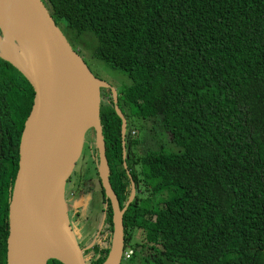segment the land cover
Returning <instances> with one entry per match:
<instances>
[{
  "label": "trees",
  "instance_id": "1",
  "mask_svg": "<svg viewBox=\"0 0 264 264\" xmlns=\"http://www.w3.org/2000/svg\"><path fill=\"white\" fill-rule=\"evenodd\" d=\"M44 2L71 46L93 43V59L130 77L119 94L129 126L135 110L144 122L161 119L180 148L132 158L126 169L124 124L109 90L114 109H102V122L120 203L129 200V171L151 192L125 222V252L134 251L128 264L148 263L150 252L159 253L151 264H264V0ZM34 97L0 56V264H7L9 206ZM95 148L93 131L84 152L99 154ZM158 193L166 195L161 207L152 198ZM109 225L106 246L84 254L89 264L107 261L113 213Z\"/></svg>",
  "mask_w": 264,
  "mask_h": 264
},
{
  "label": "water",
  "instance_id": "2",
  "mask_svg": "<svg viewBox=\"0 0 264 264\" xmlns=\"http://www.w3.org/2000/svg\"><path fill=\"white\" fill-rule=\"evenodd\" d=\"M0 9L29 16L38 29L32 33L42 40V53L33 70L4 58L0 50L1 58L24 75L35 93L21 139L19 170L9 206L7 264H24L25 247L34 242H39L50 255L47 264L50 260L61 264H87L84 253L95 246L106 221L96 240L82 249L68 220L66 184L82 157L90 131L95 132L100 178L115 211V235L104 264H123L125 216L134 203L135 183L129 171L134 191L123 211L112 184L102 122V91L112 90L116 112L124 124V160L128 169L129 123L120 109L118 91L97 78L74 51L44 0H0ZM61 118L63 123L57 124Z\"/></svg>",
  "mask_w": 264,
  "mask_h": 264
},
{
  "label": "rangeland",
  "instance_id": "3",
  "mask_svg": "<svg viewBox=\"0 0 264 264\" xmlns=\"http://www.w3.org/2000/svg\"><path fill=\"white\" fill-rule=\"evenodd\" d=\"M1 36L3 37V33ZM90 41L95 42L93 39ZM71 43L74 51L80 55L92 73L100 80L109 83L118 91V94H120L124 88L132 85L133 82L127 74L110 68L100 60L93 59L94 53H96L93 48V43L85 44L82 41H72ZM105 97L106 101L102 109L105 108V110L113 111L114 107L112 105V100L110 99L109 91L105 93ZM138 115V111H133V117L130 121L131 125L128 129L130 141L127 142V144L129 143L127 146V161L131 168H133L132 158H146L148 155L160 151L170 154L180 151V148L172 142L171 136L165 131V129L162 128L161 119L155 122H144L143 120H139ZM92 132L93 131H90L87 134L84 147H86L87 140L90 137L92 138ZM133 132H135L137 135L132 136ZM131 138L132 141L137 142L136 147L135 145L131 144ZM84 151L85 149H83V152ZM93 151L95 150H92L91 152L88 151V153L84 152V155H82L79 163L77 164V169L74 174V179H77L79 182H81L78 184L79 191L81 192V195L78 196L80 197L68 198V207L72 210L77 207V209L74 211V215H76L77 211L80 213V217L76 220V222L72 218V225L77 236V240L83 247H89L92 244L95 237L97 236V226L100 227V224L95 226V221L98 219V217H101L98 215V213H100L98 210H100L101 204L97 203L101 197V193L97 191V187H99V179H97L96 171L97 165H99V154H95ZM91 189H93V191L95 189V193L91 194ZM163 198H166L165 194H163ZM108 235L109 233L107 236ZM138 241H142L140 234H136L134 238V242ZM99 242H101L103 246H106V243H104L103 240ZM140 254L144 256V254ZM158 254L159 253L157 252H150V254H148L149 261L148 263L146 262V264H151L152 261L159 256ZM89 257H85L87 264H89ZM166 261L168 264L173 263L168 260ZM128 262L129 261L125 260L123 264H128ZM143 264H145V262H143Z\"/></svg>",
  "mask_w": 264,
  "mask_h": 264
},
{
  "label": "bare ground",
  "instance_id": "4",
  "mask_svg": "<svg viewBox=\"0 0 264 264\" xmlns=\"http://www.w3.org/2000/svg\"><path fill=\"white\" fill-rule=\"evenodd\" d=\"M0 27L3 31V37L0 36L3 57L33 70L42 53V40L32 33L38 31L34 21L23 13L0 9ZM62 123L63 118L57 122ZM40 245L34 242L25 247L24 264H47L50 255Z\"/></svg>",
  "mask_w": 264,
  "mask_h": 264
},
{
  "label": "flooded vegetation",
  "instance_id": "5",
  "mask_svg": "<svg viewBox=\"0 0 264 264\" xmlns=\"http://www.w3.org/2000/svg\"><path fill=\"white\" fill-rule=\"evenodd\" d=\"M108 91L109 90H103L102 91L103 105H104V103L106 101L105 93L108 92ZM82 155H84V154H82ZM141 158H143V157H141ZM76 167H77V165H76ZM76 167H75V170H74L72 176L69 177L68 182L66 184V203H67V208H68V220H69V223H71L72 229H74L73 228V225H72V218L76 222V220L79 219V217H80V213H78L77 210H76L77 211L76 212V215H74V211H75V209H77V207H75V209H73V210L68 207V198L69 197H71V198L77 197L78 198V197H80L78 195H81V192L79 191V186H78V184H80L81 182H79L77 179H74V174H75L76 169H77ZM99 167H100V158H99V165H97V168H96V170H97V179H99V187H97V191H99L101 193L100 200H98V202H97V203H100L101 204V208H100V210H98V211H100V213H98V215H100L101 217H98V219L95 221V226L97 224H100V227L97 226V236H98V234H100V231H101V229H102L105 221H106V224H105V227H104V229L102 231L101 236H99V239H98L97 243L99 241H101V240H103V242H104L105 235L107 234L108 229H110L109 221H110V218H111L112 213H113V222H114V225H115V211H114V206H113L112 202L108 200V197H107V194H106V190H105V188L103 186V182H102V180L100 178ZM136 169H137L136 170V173H138L140 171L139 170V167H136ZM112 184H113V187H114L116 193L118 194L117 189H116V186L114 185L113 182H112ZM135 190H136V193H135V197H134V203L130 207L129 211L126 213L125 222H126L127 216L129 215L131 209H133V206H139V205L143 204V202L145 200H148V198H151L150 197L151 196V192L148 191L147 189H144L142 187V184H141L140 181H139L138 185L135 184ZM133 191H134L133 183H131V187H129V192H130L129 200L125 204V206H122L121 205V208H122L123 211L126 209L128 203L130 202L131 197L133 195ZM67 193H68V195H67ZM93 193H95V189H94V191H93V189H91V194H93ZM152 198H153L154 201H158L159 202V206L161 207L162 200H163V195L161 193H158V194H155ZM145 220L148 221V222L149 221L154 222L156 220V217H155V215H153L151 213H146ZM73 232H74V230H73ZM74 234H75V232H74ZM114 235H115V232H114ZM75 236H76V234H75ZM97 236L95 237L94 241L96 240ZM76 238H77V236H76ZM113 239H114V237H113ZM80 246H81V244H80ZM81 248L82 249H86L88 247L87 246H84V247L81 246Z\"/></svg>",
  "mask_w": 264,
  "mask_h": 264
},
{
  "label": "built area",
  "instance_id": "6",
  "mask_svg": "<svg viewBox=\"0 0 264 264\" xmlns=\"http://www.w3.org/2000/svg\"><path fill=\"white\" fill-rule=\"evenodd\" d=\"M136 133L133 132V136H135ZM134 255V251L132 249L128 250L127 252H125V255H124V260H130L132 258V256Z\"/></svg>",
  "mask_w": 264,
  "mask_h": 264
}]
</instances>
